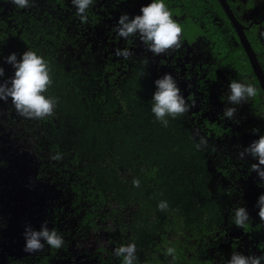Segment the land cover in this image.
Returning <instances> with one entry per match:
<instances>
[{
  "label": "flooded vegetation",
  "instance_id": "1",
  "mask_svg": "<svg viewBox=\"0 0 264 264\" xmlns=\"http://www.w3.org/2000/svg\"><path fill=\"white\" fill-rule=\"evenodd\" d=\"M166 2L174 18L182 26V44L179 49L161 56H152L138 39H120L114 30L122 12L128 13L129 17L139 14L140 6L148 3V0H97L89 9V20L85 24L75 16L70 0H34L25 9H16L5 0V10L11 8L15 12H12L8 22L13 18L17 19L20 13V19L28 24L26 30L30 35L34 34V28L38 24L52 27L48 31L47 47L41 49L49 64L56 63L61 56H70L77 63L83 64L84 57L90 58L94 51H98L99 57L96 59L100 65V74L97 82L102 88V100L109 96L120 105L127 100L126 93L131 90L132 77L137 79L144 58L148 59L145 74L137 79L138 91L142 88L145 92L143 97H139L140 100H150L155 90L153 81L165 72L176 78L181 94L192 106L189 112L177 118L186 133L187 143L182 144L183 148L177 147L179 152L185 153L183 158L177 157L174 166H169L168 155L165 162H159L160 158L152 160L160 173L159 177L163 179L162 199L168 201L170 210L179 215L182 223L176 233L180 241L176 259L172 260L164 255L163 250L167 244H163L161 251L156 253L162 259V264H225L233 251L244 255H260L261 250L257 246L264 244V225L256 215L255 201L264 192V187L257 185L258 177L254 171L248 172V166L255 163V159L245 155L241 162L236 159V155L258 138L260 133H253V128L264 132V88L254 73L232 20L227 17L219 0ZM225 2L235 21L241 26L247 42L244 41L249 44L264 74V36L260 35L264 32V0ZM8 27L7 39L16 41V46L10 48V53L18 54L19 43L29 49L28 44L23 43L22 28L14 33L9 23ZM64 35L66 38L61 41L67 43L63 48L64 43H59L58 40ZM34 42L33 47L38 46L39 40ZM125 47L131 48L133 52L127 61L114 55V49ZM230 79H247L259 90L255 98L238 106L234 120L223 119L220 115L223 108L228 106L226 91ZM74 94H78L77 87L72 88L71 95L75 96ZM56 119L54 115L44 120L26 119L16 114L10 99L7 103L0 101V169H5L8 159L13 156L26 155L28 160L25 163L34 172L29 189L38 187L43 197L40 206L42 211L33 214V218L40 216L33 221L31 227L37 226L39 230L43 223L48 228L54 227L64 233L65 239V233H68L65 231L69 228L73 232L81 221L72 220V197L63 196L55 187L59 182L58 173L56 167L51 165L55 161L47 146L37 150V136L52 135L57 140ZM198 136H206L209 148L214 145L215 151L195 150L193 144L198 139L194 138ZM3 174L4 172L1 175ZM209 176L216 178L211 179ZM203 179H209L204 188L201 187L205 181ZM238 205L244 206L250 217V224L244 229L230 223L232 209ZM55 206H62V209H53ZM150 207L155 217L160 218L157 220V228L162 229L157 235H152L143 227L129 226L136 231V235L134 239L124 243H136L140 234L147 240V247L138 251L137 256H151L152 248L159 244L161 234H165L170 240V234L174 233L173 228L163 227L162 223L167 219L156 210V203L150 204ZM134 209L131 208L129 213ZM99 221L105 230L106 239V245L101 248L91 242L90 246L78 247L79 254L71 257L67 255L69 244L61 250H51L46 246L34 255L20 258L8 255L0 264H121L120 259L112 254L113 248L120 245L117 243L120 238L117 226H110L109 218L102 220L99 217ZM6 222V216L0 212V229L5 227ZM92 226L93 223L89 222L82 224L81 236L77 235V238L84 239L86 231ZM114 233L117 237L113 236Z\"/></svg>",
  "mask_w": 264,
  "mask_h": 264
},
{
  "label": "clouds",
  "instance_id": "2",
  "mask_svg": "<svg viewBox=\"0 0 264 264\" xmlns=\"http://www.w3.org/2000/svg\"><path fill=\"white\" fill-rule=\"evenodd\" d=\"M16 9L30 7L34 0H7ZM75 9V16L82 24L89 20V9L93 7L97 0H70ZM116 35L122 40L138 39L144 48L152 56L167 55L169 51L176 50L182 44V26L174 18L166 0H148V3L140 6L139 14L132 15L122 12L114 26ZM264 36V32L260 33ZM114 55L123 60H129L133 52L131 48H116ZM5 63L10 64L13 73L9 77L0 80V101L10 104L16 114L32 120H44L55 114L57 98L48 94V89L53 83L49 62L36 50L26 49L17 55L12 52L2 58ZM148 59L141 61V69L138 76L145 74L144 69ZM0 77H4V68L0 66ZM155 90L149 100V111L162 127H168L169 121L177 119L189 112L190 104L181 94L176 78L165 72L162 76L153 81ZM259 94V90L247 79H230L226 91V103L228 106L222 110L223 119L234 120L238 106L248 103ZM253 133L259 132L258 138L252 140L246 147L240 150L236 159L243 162L245 155L254 158L255 163L248 166V172H255L259 187H264V132L253 128ZM198 142H194L193 148L197 151L208 149L214 152L215 147L209 148L206 136L195 137ZM53 160L61 159L59 153L51 157ZM133 188H139L141 181L134 177L131 181ZM257 209L256 215L264 225V192H261L255 201ZM169 203L165 199H160L156 203V210L166 212ZM230 223L236 227L244 229L250 224V217L246 208L238 205L232 209ZM23 250L27 253H35L43 250L46 246L51 250H61L66 246L63 235L54 227L48 228L41 224L39 230L30 226H25L23 231ZM261 250L260 255L249 253L244 255L241 252H231L225 264H264V244L257 246ZM163 253L172 260L176 259V250L172 246H167ZM112 254L119 258L121 264H138L137 245L134 241L120 244L113 248Z\"/></svg>",
  "mask_w": 264,
  "mask_h": 264
},
{
  "label": "rangeland",
  "instance_id": "3",
  "mask_svg": "<svg viewBox=\"0 0 264 264\" xmlns=\"http://www.w3.org/2000/svg\"><path fill=\"white\" fill-rule=\"evenodd\" d=\"M62 43H64V48L67 42L65 43L64 41H62ZM91 56L92 57L90 58L87 56L84 57L83 64L77 63L70 56H61V59H58L56 63L52 62L49 64L53 83L48 89V93L57 98L56 121L58 124V128L56 131V137L60 142V146L65 147L63 152L66 154V159L64 161L67 163L71 162V158L75 155L76 152L78 157H80V161L76 167L78 168V166H83L86 171L85 173L91 175L90 179L93 178V172H91L92 165L95 156H97V154L95 153L98 152V147H96L97 144H95L94 139L96 136L95 131L97 127H104L108 130L106 131V135L111 136L112 139V141L107 142L112 143L113 141H116L115 139L119 140L120 142H122V140H125L128 146L134 151L138 150L140 154L142 151H150L152 153V159L155 160L156 158H160L159 162H165L168 155L169 166H174L176 164L177 157L183 158V156L185 155L184 152H179L177 148L179 146L182 147V144L187 143L183 124L179 123L178 119H174L170 120L168 127L165 128L162 127L157 121H155L154 117L149 111V101H143L144 98L142 100L139 99V97H143L145 95V92L142 88H140V90L138 91L137 86L139 85V81L133 77L131 80V90L126 93L127 100L121 103V105L118 104L116 100L111 99L109 96H105L103 101L99 103L96 102L95 100L97 98L102 97V88H100L97 82L100 74V65L96 59L97 57H99L98 51H94ZM87 61H89V63H85ZM73 87H77L78 89V94H74L75 96L71 95ZM135 92H137L138 94H136ZM135 105L136 108H134ZM101 108L106 110L107 117L103 118ZM93 118L96 119L97 123H95ZM116 128H118L119 130L117 134L113 136L110 131H113ZM127 131L130 133V135L127 134ZM140 141L142 142L140 143ZM137 143H140L139 145L143 147L138 149ZM73 146H75V148ZM172 153L175 155H173ZM164 155L165 158L163 157ZM52 166L56 167L55 163ZM1 174L2 169H0V177ZM209 177L211 179L216 178L215 176ZM160 181H163V179L160 178ZM208 181L209 179H206L205 181H203V183L201 182V187L204 188L205 183H207ZM94 183L96 184L95 186H98V188L103 191H108L109 189H111L110 185L106 182L97 183L95 181ZM147 187L149 188V186H142V189H145ZM119 190L120 187L118 185L117 197L119 200H121L122 194L125 193H119ZM129 194L130 192L126 191V197H128ZM209 201L211 202V200ZM97 204L98 203H95L94 205L86 208H89V211L94 213H103L104 209H106V211L108 212L107 207L99 208ZM53 209H62V206H55V208ZM77 209L80 210V207H77ZM2 215H5L6 219L9 217L8 210L5 209V207L3 209ZM82 215L83 214L81 213V216ZM129 215L130 213L126 211L125 219ZM77 219H79V215L74 214L72 220L77 221ZM120 221H123V219H121ZM117 223L119 224V222ZM108 224L110 226H116V222L111 218H109ZM64 225H67V223H65ZM65 232H68L65 233V241L67 242V245L69 244L70 248V250L68 249L67 255H70L71 257H74L75 255H77V253L79 254V252H77L78 247L90 246L92 245L91 242H93L94 244H98V248L106 245L104 234L105 230L103 227H101L99 216L97 214L95 221L93 222V226L90 230L86 231L87 237L85 236L84 239L80 240V238H77V235H80L82 233L79 232V227H76L73 232L68 228V231L66 230ZM63 234L64 233H62V235ZM88 239L89 242H87ZM136 245L137 252L142 251L147 247V240H145V236L143 234H140V236H138Z\"/></svg>",
  "mask_w": 264,
  "mask_h": 264
},
{
  "label": "trees",
  "instance_id": "4",
  "mask_svg": "<svg viewBox=\"0 0 264 264\" xmlns=\"http://www.w3.org/2000/svg\"><path fill=\"white\" fill-rule=\"evenodd\" d=\"M10 9L8 8L5 10V0H0V66L4 68V77H0V79L9 77L13 73V70H11L12 66H9V64L5 63L2 59L10 53V48L13 47V45L16 46L15 40L7 39L10 28L8 27V23L12 26L14 33H17V31L22 28L23 43L25 45L28 44L29 49L36 50L45 59H47L46 55L43 54L41 49L42 47L46 49V39L48 40L49 38L48 31L49 29L52 30V27L49 28L48 25L40 26V24H38L39 26L34 28L35 32L33 35L37 36V38H35L33 35L27 33L26 26L28 24L20 19V17L22 18L20 13L18 14L17 19L14 20L13 18V20L8 22V20L11 19V15H13L12 12L15 13L14 10ZM66 35L68 34L66 33ZM66 35H64L63 38H60L58 42L62 43L61 40L65 39ZM37 40H39V44L37 43L38 46L33 47V44L35 43L34 41ZM19 48L20 49L17 54L18 59L20 54L27 49L22 43H19ZM95 101L99 103L103 100L100 97ZM101 110L103 118L107 117L106 110L102 108ZM56 111L57 107L54 114L57 117ZM93 120L97 123L95 118H93ZM118 130L119 129L116 128L113 131H110V133L114 136L117 134ZM106 131L108 130L104 127H97L95 131L96 136L94 139L95 144H97L96 147H98V152L95 153L97 156H95L93 160L91 172H93L94 177L91 179V175L85 173L86 171L83 166H78V168L76 167L80 161V157H78L76 152L71 158V162L67 163L64 161L66 159V154L63 152L65 147L60 146V142L55 140L52 135H46L45 137L37 136L39 140L37 150H41V147L46 145L50 151L51 157L56 153L60 154L61 159L53 160L55 161V166L57 165L55 170L58 173L57 177L59 181L56 183L55 187L60 190L63 196L72 197V213L79 215V221H81V223L78 222L79 232H81V225L86 222L92 224L95 221L97 214L102 220L111 218L116 222V231L120 235L117 243L121 244L125 241L134 239L136 231L130 228V225H134L137 228L143 227L145 231L152 233V235H157L162 229L157 228V220L160 218L155 217V213L150 209L152 208L150 207V204L152 205L157 203L158 200L162 199V182L159 179L160 173L157 170V166L153 164L154 161H152V153L150 151H142L140 154L138 150L134 151L131 149L125 140L120 142L115 139L116 141H113L112 143L107 142L112 141V139L111 136L106 135ZM127 134L130 135L128 131ZM141 142L142 141H140V143ZM139 144L137 143L139 148L143 147ZM73 147L75 148V146ZM54 163L51 164L53 165ZM134 177L139 178L141 181L139 188L132 187L131 181ZM95 181L97 183L106 182L110 185L111 189L103 191L98 188V186H95ZM118 185L121 187L119 193H125L122 194L121 200L117 197ZM142 186H149V188L147 187L142 189ZM156 186H158V189ZM126 191L130 192L128 197H126ZM95 203H98L97 205L99 208L107 207L108 212L104 211L105 213L103 212V214L94 213L90 212L89 208H86L94 205ZM77 207H80V210H78L79 208L77 209ZM131 208L135 209L133 212H130V216L125 219L126 211L129 213ZM81 213L83 214L82 216ZM162 215H164L167 219L162 223L163 227L173 228L174 233L170 234V240L165 234H161L160 242L152 248V252L150 254L151 256H147L146 254L144 256L138 255V258H140L138 264H162V259L156 255L158 251H161V246L163 244H167V246L174 247L175 250L179 247L180 241L177 239L176 235L178 227L182 224L180 222L179 215L175 211L170 210V208L166 212H163ZM121 219H123V221H120ZM117 222H119V224ZM148 225L151 226L148 227ZM115 235L117 237L116 233L113 234V236Z\"/></svg>",
  "mask_w": 264,
  "mask_h": 264
},
{
  "label": "water",
  "instance_id": "5",
  "mask_svg": "<svg viewBox=\"0 0 264 264\" xmlns=\"http://www.w3.org/2000/svg\"><path fill=\"white\" fill-rule=\"evenodd\" d=\"M227 17L232 20L236 28L237 34L240 37L242 44L249 56L251 66L258 80L264 88V74L260 69L254 57L249 44H246L241 26L235 21L231 10L226 5L225 0H219ZM246 42H245V41ZM26 155L18 157L13 156L8 159V164L0 177V212L3 214V209L8 210V221L5 227L0 229V262L4 261L6 256L20 258L25 255H33L35 253H27L23 250L24 238L23 231L25 226H32L35 218L33 214L41 213L42 194L38 187L34 190L29 189V183L34 176L30 167L26 165ZM33 229H38L36 226Z\"/></svg>",
  "mask_w": 264,
  "mask_h": 264
}]
</instances>
